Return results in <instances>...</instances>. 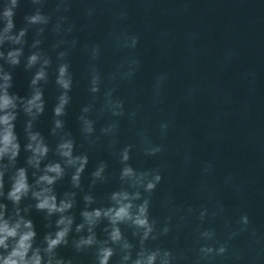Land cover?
Wrapping results in <instances>:
<instances>
[{"label":"water","instance_id":"water-1","mask_svg":"<svg viewBox=\"0 0 264 264\" xmlns=\"http://www.w3.org/2000/svg\"><path fill=\"white\" fill-rule=\"evenodd\" d=\"M37 92L42 110L28 111ZM5 94L13 106L0 116L15 117L19 148L0 157V222L35 233L28 259L99 264L111 249L107 264H264V0H0ZM55 165L59 176L47 171ZM21 169L28 191L17 202L9 193ZM122 193L133 217L147 201L151 231L104 215ZM44 196L70 207L38 208ZM96 211L89 223L84 213ZM65 227L48 251L46 238Z\"/></svg>","mask_w":264,"mask_h":264},{"label":"clouds","instance_id":"clouds-1","mask_svg":"<svg viewBox=\"0 0 264 264\" xmlns=\"http://www.w3.org/2000/svg\"><path fill=\"white\" fill-rule=\"evenodd\" d=\"M13 2L15 3V0H13ZM4 15L5 17L10 18L12 16L11 10L6 11ZM35 19L36 18L34 17L33 20ZM11 27H12V21L11 19H9L7 28L10 29ZM21 35H23V33H21ZM9 55L13 58L12 59L13 63H18V61L15 59V55H16L15 53H10ZM31 60L35 61L36 57L33 56ZM65 72H66V67H61L60 69L61 78L58 80V83H60L62 87L67 89L69 87V82L63 79ZM43 76H44L43 72L37 73L36 80L43 78ZM5 79L6 80L10 79V77L6 76ZM33 83H35V80L33 81ZM40 98H41L40 93L37 92L36 95L32 98V100L28 101L29 108L27 110L31 111L32 107H36L38 111L42 110L41 105L37 103V101H39ZM66 103H67V97L62 96L60 100V106H58L55 110L57 115L61 114L63 106ZM10 106H13V104H12L11 98L7 94H5L3 97H0V110L7 109ZM14 118L15 117L11 114H5L3 116H0V125H4L3 132L2 134H0V157H3L7 153H11V156L13 158L17 155L19 145L15 143L16 137L13 134V125L11 123V121ZM57 123L59 125V122ZM31 139L36 140L37 136L32 135ZM28 147L32 148V145L30 144ZM60 147L61 149H64L62 153L64 156L66 157L71 156V143L62 144ZM32 150L41 156L47 152V148L39 143ZM127 158H128L127 153L125 152L124 159L127 160ZM84 163H86V158L81 160V169ZM47 171L56 173V175L59 176L62 170L59 165H55V166H50L47 169ZM77 171L79 172L80 169H78ZM131 172L132 170L130 168L124 169L125 176L130 175ZM55 178L56 177L44 175L40 177V180L47 182L48 184H52ZM73 179L74 180L78 179V177H73ZM155 179L156 181H159L160 177L156 176ZM154 187H155L154 183H149L147 185L148 190H151ZM27 191H28V184L26 182L24 170L21 169L18 173L17 178L15 179L13 188L11 192L9 193V198L12 199L13 201L18 202L21 196L25 194ZM44 191L47 192L49 191V189H45ZM34 195L39 199L43 195V193H34ZM113 199L117 202L119 207L115 209H108L104 213L105 216L110 217L113 224L119 221L132 220L135 225L140 226V227H145L148 229V231H151V229L148 227V220L146 216L147 201H145L144 205H141L139 207V214L133 217L130 212L132 205L130 203H121V200H128L127 193L114 194ZM37 207L41 209H47L49 212H52V211H64L65 209L70 207V205L66 203H62L61 206L57 208L54 196H44V198L41 199ZM100 215H101L100 211H96L94 213H88V212L84 213V216L86 220L89 221V223L93 222L94 217H99ZM59 223L60 224H70L71 220L66 221L65 219H61ZM24 227L30 229L31 223L25 222ZM19 228H20L19 223L15 224L14 226H10L7 221L0 222V247L7 249L8 245L6 244V241L9 238H16L17 236L19 237L15 243V246L8 253V255L0 258L2 259V264H41V257L38 254V251L34 252L30 259L27 258L29 250L32 248L31 241L35 233L29 230V231L23 232L22 234H18ZM67 231H68V228L65 227L62 231H59L56 234V237L54 239L46 238L48 242V251H51L53 248H55L57 245H59L63 241L64 237L67 234ZM145 235H147V233H145ZM112 239L113 241L120 239V232L118 229L113 230ZM81 243L90 244L92 243V239L89 238L88 240H83L81 241ZM111 255H112L111 249H102L99 264H107L108 258ZM153 260H154V256H149L148 264H152ZM136 264H140V261H137Z\"/></svg>","mask_w":264,"mask_h":264}]
</instances>
